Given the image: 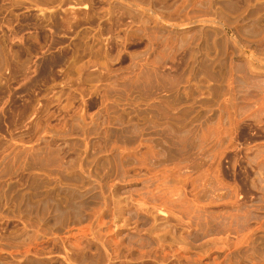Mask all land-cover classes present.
I'll list each match as a JSON object with an SVG mask.
<instances>
[{
  "label": "rangeland",
  "instance_id": "obj_1",
  "mask_svg": "<svg viewBox=\"0 0 264 264\" xmlns=\"http://www.w3.org/2000/svg\"><path fill=\"white\" fill-rule=\"evenodd\" d=\"M0 264H264V0H0Z\"/></svg>",
  "mask_w": 264,
  "mask_h": 264
}]
</instances>
